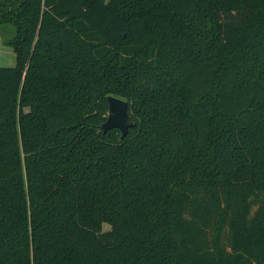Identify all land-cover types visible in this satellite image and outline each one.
Wrapping results in <instances>:
<instances>
[{"label": "trees", "instance_id": "obj_1", "mask_svg": "<svg viewBox=\"0 0 264 264\" xmlns=\"http://www.w3.org/2000/svg\"><path fill=\"white\" fill-rule=\"evenodd\" d=\"M4 24L0 264H264V0H0Z\"/></svg>", "mask_w": 264, "mask_h": 264}, {"label": "water", "instance_id": "obj_2", "mask_svg": "<svg viewBox=\"0 0 264 264\" xmlns=\"http://www.w3.org/2000/svg\"><path fill=\"white\" fill-rule=\"evenodd\" d=\"M108 111L105 121L101 124V129L106 132L109 129L116 128L121 137H124L128 129L133 126V122L128 115V103L126 100L108 96Z\"/></svg>", "mask_w": 264, "mask_h": 264}, {"label": "rangeland", "instance_id": "obj_3", "mask_svg": "<svg viewBox=\"0 0 264 264\" xmlns=\"http://www.w3.org/2000/svg\"><path fill=\"white\" fill-rule=\"evenodd\" d=\"M15 34L13 25L4 24L0 26V67H13L16 63L13 47L4 41L9 40ZM103 229H108V225H104Z\"/></svg>", "mask_w": 264, "mask_h": 264}]
</instances>
